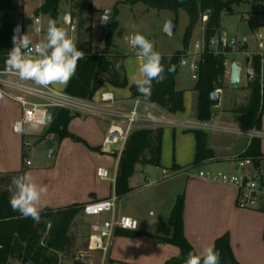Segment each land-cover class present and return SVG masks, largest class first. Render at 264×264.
I'll list each match as a JSON object with an SVG mask.
<instances>
[{"label":"crops","instance_id":"0c3cea01","mask_svg":"<svg viewBox=\"0 0 264 264\" xmlns=\"http://www.w3.org/2000/svg\"><path fill=\"white\" fill-rule=\"evenodd\" d=\"M22 1V21L19 24L24 33H27L33 42L38 43L45 38L49 18L39 16L45 31L39 36L32 32L31 19L33 12L42 5L43 0L28 11V17L24 13V0ZM250 1L253 0L242 3ZM61 10L64 13H60ZM68 10V4L65 2L59 4L58 23L61 22L63 15H70ZM92 10L88 21L91 32L94 27L102 31L104 27L99 25V21L103 13L99 14L97 21H93V16L99 11L93 7ZM230 10L232 14L238 15L239 26L244 27L245 33L240 38H245L246 44L242 52H257L259 44H262L258 40L264 37V3L256 2V6L249 11L235 12L231 7ZM73 20L78 22L77 18ZM27 21L31 24L30 30L26 28ZM79 31L80 29L73 34L76 44ZM217 36H220V33ZM102 38L103 36L100 38L101 42ZM88 40L91 42L92 51L99 53L102 48L98 51L93 49L91 33L86 38L81 37V43ZM196 58L193 52L187 53L183 64L179 63L175 76L174 88L183 93L181 113H167L144 99L132 96L129 86L133 85V80L139 76V68L143 63V58L137 55L127 56L122 62L127 87L114 88L104 84L98 90L113 95L117 102L114 110L118 112H127L131 101L140 99L142 105L139 113L143 122L138 123L137 130L162 129L159 167L135 165L133 174L127 181V187L131 192L116 202L115 214L135 219L138 229L129 232L130 235L127 237H113L107 264H166L178 259L179 250L176 247L161 244L150 236L160 238L171 236L168 219L180 196L183 199V235L193 251L199 253L205 247L214 246L218 239L227 238L233 258L238 264H264V214L260 211L264 200L259 208L238 209L235 189L204 181L198 178L195 172L196 169L203 168L236 173L235 162L241 160L240 157L245 154L250 141L256 139L259 141L260 157L256 165H253L252 173L264 191V108L260 129L248 128L246 116L231 113V110L247 104L249 91L246 86H241V83L239 87L241 90L223 86L218 106L212 107L210 120L199 122L196 117L195 81L191 77L190 80L188 78V70L191 71L190 66ZM243 60V53H231L226 57L225 81L229 82V65ZM50 86L61 91L66 87L60 84ZM231 90L237 92H230ZM20 116L19 105L0 94V175L18 173L23 169L25 172H31L36 183L47 188L39 203L41 210L84 206L115 196L114 178L119 158L115 154L102 151L108 122L92 117L73 118L66 127L71 138L58 141L54 134H48L43 138L53 137L56 141V147L50 156L54 158L53 163L45 167L31 168V164L24 167L21 158L23 136L12 130ZM47 129L48 126L41 129L42 131L27 130V133L37 132L39 138ZM196 131L206 135V149L213 157L191 168L196 158L194 134ZM30 138L34 141L36 137ZM97 168L106 169L111 180H99L95 175ZM134 233L142 235L131 236Z\"/></svg>","mask_w":264,"mask_h":264},{"label":"trees","instance_id":"16d2710c","mask_svg":"<svg viewBox=\"0 0 264 264\" xmlns=\"http://www.w3.org/2000/svg\"><path fill=\"white\" fill-rule=\"evenodd\" d=\"M249 0H120L118 4L132 7L142 4L146 9L155 11H168L175 16L180 10L184 11L188 17V25L185 28L182 49L172 55L162 56V63L165 66L166 79L162 83H155L151 96L145 98L141 96L136 87L129 86V91L133 97L144 99L148 103L157 106L159 109L170 113L183 112V93L174 88L175 76L182 58L187 57L189 43L194 28L206 16L207 20L203 24V50L197 64V80L194 91L197 94L196 117L199 122H207L211 118L212 107L209 103V95L220 89V81L225 73L224 62L230 50H223L215 55L209 49V42L218 34L219 20L223 13L231 14L230 7ZM264 3V0H253ZM17 0H0V71L5 69V61L8 52L13 47L11 33L13 28L22 21V0L17 10ZM65 2L70 11H77L78 16L92 14L91 0H43L42 5L36 9L32 16H47L49 20H56L59 4ZM19 11L18 16L16 12ZM71 18L73 16L70 14ZM74 19V18H73ZM80 21L77 25L80 29ZM175 24V22H173ZM118 28V12L116 8L112 11V16L104 29L102 38L103 47L99 53L93 52L90 40L77 45L78 49L85 52V59L78 62L76 75L65 87L64 92L78 99H90L102 85L108 84L114 88L127 87L126 79L123 75L122 62L124 56L113 51L112 37ZM264 62V60H263ZM261 58L252 56V67L254 77L247 81L246 89L249 91V99L245 106L231 110V113L244 114L246 116V126L250 129L259 130L261 116L264 108V76L259 79V69ZM119 65L117 68L116 66ZM175 66L171 73L167 68ZM109 69L112 74L108 73ZM77 117L64 110H57L51 124L43 135L54 134L58 141L64 138H71L67 133L68 123ZM196 138V158L191 168L199 165L203 161L212 158V153L206 149V135L203 132H194ZM162 129H145L134 131L127 139L124 149L118 159L117 170L114 178L115 197L118 200L129 194L131 189L127 187V181L133 174L135 165L159 167L161 151ZM260 157L259 141H250L245 154L240 159H249L252 165H256ZM25 170L18 173L0 175V264H8L10 260H18L22 264H57V254L65 253L71 248L73 239L69 236V227L74 217L80 213L83 205L68 206L56 210L43 209L41 219L35 222L33 219L22 218L18 212L12 210L9 203V184L13 177L21 175ZM260 211L264 214V204ZM183 199L178 197L168 219L171 228L169 238L153 237L161 244L171 245L179 250V258L171 260L166 264H184L188 252L193 251L183 235L182 224ZM50 223L47 238L44 239V246L40 245L41 239L46 231L47 223ZM128 231L116 230L115 236H129ZM142 235L134 233L131 236ZM264 239V232H263ZM215 249L220 252V264H238L228 245L227 238H220L214 244Z\"/></svg>","mask_w":264,"mask_h":264},{"label":"built area","instance_id":"2783aa9c","mask_svg":"<svg viewBox=\"0 0 264 264\" xmlns=\"http://www.w3.org/2000/svg\"><path fill=\"white\" fill-rule=\"evenodd\" d=\"M207 20L206 16L201 17L202 24ZM33 23V34L42 35L45 31L41 24L40 17L31 19ZM107 23H101V27H106ZM21 33L24 30L20 24ZM59 27L67 30L70 36L78 31L77 23L69 14L61 18ZM13 28V29H14ZM13 36V30L11 33ZM129 40V39H128ZM128 43V41H127ZM36 43L33 42V45ZM246 44L245 38L225 39L215 36L209 42V49L215 54H224L222 51L227 49L230 53H243V61H235V64L241 72V77L250 81L254 77L252 67V56H259L261 64L259 69V79L262 81L264 76V44H259L258 51L246 53L239 51ZM203 41H196L193 44L195 55L198 59L191 64V79L197 80V64L200 59V53L203 50ZM128 46L130 47L129 43ZM131 48V47H130ZM133 50V48H131ZM8 56V55H7ZM183 59L180 64H183ZM224 66H227L225 60ZM0 94L16 102L21 110V116L17 122L20 125V131L13 132L23 136L22 150L24 154V164L30 165L28 154L32 151L33 141L30 137H37V132L27 133V130L43 129L48 126L45 121L52 110H64L71 114L81 117H92L108 122V128L105 132L102 151L107 154H115L120 157L128 137L138 129V123L143 122L139 109L142 105L140 99H133L127 112H118L114 110L116 100L111 93L95 92L90 99H78L66 94L64 91L57 90L51 86L42 87L30 80H22L19 75L10 71H0ZM15 122L14 124H17ZM236 173H227L222 171L203 170L198 171L196 176L204 181L219 184L233 188L237 191V208L241 210L259 208L264 200V191L260 188L257 180L253 177L252 162L249 159H241L235 162ZM96 177L101 181L111 180V176L104 168H97ZM113 181V180H112ZM117 199L112 197L100 201L86 204L82 207L80 213L94 220L90 226V232L87 237L86 251L72 260L69 264H107V256L112 244L116 230L135 232L138 229V223L129 216H119L115 214ZM108 215L106 219H100L101 215ZM45 238L41 239L40 245L44 246ZM8 264H22L18 260H10ZM58 264L61 262L58 261Z\"/></svg>","mask_w":264,"mask_h":264},{"label":"clouds","instance_id":"9594fccd","mask_svg":"<svg viewBox=\"0 0 264 264\" xmlns=\"http://www.w3.org/2000/svg\"><path fill=\"white\" fill-rule=\"evenodd\" d=\"M109 13L110 10H104L100 17L101 23L110 20ZM12 43L5 69L17 73L22 80H30L42 87L54 84L67 86L76 75L78 62L85 59V52L78 49L75 37L59 27L55 20L48 21L45 38L35 45L27 33H21L17 26L13 29ZM128 43L137 50L136 55L143 58L139 76L133 80V84L141 96L148 98L154 82L162 83L166 79L163 57L155 50L153 42L141 33L130 36ZM174 70V65L167 68L168 73ZM51 122V117L45 121L49 125ZM13 127L20 131L19 122ZM8 191L13 211L18 212L22 218L30 217L35 222L40 221L42 210L39 203L47 188L38 185L31 172L13 177ZM184 264H220V252L214 246L205 247L199 253L190 251Z\"/></svg>","mask_w":264,"mask_h":264},{"label":"rangeland","instance_id":"374dc122","mask_svg":"<svg viewBox=\"0 0 264 264\" xmlns=\"http://www.w3.org/2000/svg\"><path fill=\"white\" fill-rule=\"evenodd\" d=\"M17 10L20 6V0H17ZM41 0H24V13L26 17H28V11L34 8L36 5L40 3ZM120 0H91V5L97 12L93 16V21H97L100 13H104V10L107 9H115L118 12V28L116 29L113 37H112V46L113 51L118 54L124 56V60L127 56L134 55L136 56V49L131 50L128 46V39L130 36L136 33H141L145 35L148 39H150L156 51L160 52L162 56L172 55L173 53L180 51L182 49V40L186 26L188 25V17L186 13L182 10L178 12L175 16L173 13L168 11H155L152 9H146V7L142 4H137L132 7H128L123 4H118L117 2ZM229 1V0H224ZM241 4V5H240ZM237 5H232L231 9L235 12L240 11H249L251 8L256 6V2L250 1L249 3H240ZM68 12L73 16V18H77L80 21V33L77 36V43H81V37H88L91 33V41L92 47L95 51H98L102 48V42L100 38L104 35V29L102 31L94 27L91 32V27L89 24L90 15H83L82 17L78 16L77 11ZM60 13H64L63 10ZM19 11L16 12V16H18ZM102 16V15H101ZM59 14L57 15L56 20L58 21ZM168 22H175V33L172 36H167L164 33V28ZM239 17L236 14H226L223 13L220 16L219 20V30L220 38L231 39L234 37H241L242 34L245 33L244 27L239 26ZM26 28L30 30L31 24L29 21L26 22ZM59 24V23H58ZM203 35V24L200 20L197 26L194 28L192 37L189 43L188 54L191 52L195 53V49L193 44L196 41H201ZM259 43L264 44V37L258 40ZM77 44V45H78ZM132 51V53H131ZM239 51L242 52V49ZM229 54L226 55V57ZM198 57L196 58V60ZM192 76V71L188 70V78ZM187 78V77H186ZM193 81H191L192 84ZM247 80L241 81V86H246ZM220 89L216 90L219 93L223 92V86H229V82L224 80V76L220 81ZM239 88L238 90H241ZM230 92H237L231 90ZM249 99V98H248ZM41 130V129H39ZM42 131V130H41ZM44 137H36L33 140L32 151L28 154V159L31 164V168L34 167H45L51 165L54 161V158H50V152L56 147V141L53 137L50 139ZM43 139V140H42ZM21 158H24L23 150L21 148ZM24 162V161H23ZM24 167L25 164H24ZM205 169L200 168L196 169L195 172L203 171ZM108 215H101L100 218L106 219ZM46 231L43 235V238H47L48 230L50 228V223L45 221ZM94 220L91 218L84 217L81 213L77 214L69 227V236L73 239V244L70 249H68L65 253L57 254L58 261L61 264H69L74 258L79 256L80 254L86 251V242L87 237L90 232V226L93 224ZM57 261V264H58Z\"/></svg>","mask_w":264,"mask_h":264},{"label":"water","instance_id":"95a60500","mask_svg":"<svg viewBox=\"0 0 264 264\" xmlns=\"http://www.w3.org/2000/svg\"><path fill=\"white\" fill-rule=\"evenodd\" d=\"M110 18L112 16V11L109 13ZM164 33L167 36H172L175 33V26L173 23L168 22L164 28ZM108 73L112 74V70L109 69ZM241 83V72L240 69L235 65V64H230L229 65V86L233 89H237L240 87ZM219 98H220V93L219 91H214L209 95V103L211 107H216L219 104ZM55 111L52 110L49 114L48 117H51L52 120L55 117ZM53 152L51 151L49 156H51ZM79 264V263H76Z\"/></svg>","mask_w":264,"mask_h":264}]
</instances>
